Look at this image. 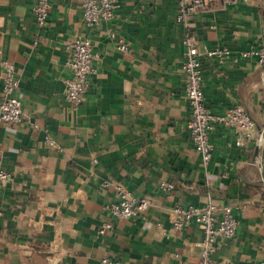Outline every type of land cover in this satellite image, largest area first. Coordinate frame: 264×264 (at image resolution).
<instances>
[{"label": "crops", "instance_id": "0c3cea01", "mask_svg": "<svg viewBox=\"0 0 264 264\" xmlns=\"http://www.w3.org/2000/svg\"><path fill=\"white\" fill-rule=\"evenodd\" d=\"M39 0H0V95L3 62L21 80L23 119L0 124V264H199L204 233L193 224L176 230L177 205L204 206L211 198L234 211L239 229L221 240L214 255L223 264L264 261V186L255 159L264 128V67L242 55L264 42V0L225 6L206 0L194 17L197 52L208 108L224 114L243 106L257 124L255 140L236 146L233 129L216 125L205 166L187 123L191 107L184 32L177 0H118L115 16L88 27L82 0H50L48 22L39 28ZM89 39L99 56L82 105L65 98L71 73L65 44ZM129 46L121 52L119 42ZM228 47L224 60L208 50ZM46 136L62 148L48 145ZM120 184L152 206L124 220L110 207ZM162 182L172 183L163 191ZM113 228L101 233L103 225Z\"/></svg>", "mask_w": 264, "mask_h": 264}, {"label": "built area", "instance_id": "2783aa9c", "mask_svg": "<svg viewBox=\"0 0 264 264\" xmlns=\"http://www.w3.org/2000/svg\"><path fill=\"white\" fill-rule=\"evenodd\" d=\"M247 0H223L225 6H235ZM177 23L184 32L183 45L185 60L182 71L187 77L185 86L186 96L191 107V115L187 123L195 150L201 155L203 164L207 166L213 156L214 147L211 143V133L216 125H223L233 129L237 134L236 146L247 148L254 142L257 124L248 111L241 105L230 108L224 114L213 113L206 103L204 93V75L200 56L197 52L194 17L206 9V0H177ZM118 0H82V11L86 25L95 27L102 21L114 18L118 8ZM50 0H39L33 9L34 17L39 28H43L50 16ZM118 48L121 52L129 50L128 44L120 41ZM69 54L67 66L70 77L65 80V98L74 109H78L91 88L90 79L95 71V63L99 56L93 51V44L89 39H73L65 44ZM209 58L224 60L232 55L228 47L208 50L205 53ZM244 58H254L264 67V42L252 46L243 53ZM4 79L0 95V124H18L23 119L22 102L18 97L21 80L18 77L15 65L10 60L3 62ZM46 143L58 151L63 148L49 136ZM10 175L0 168V186L7 183ZM105 189H112L118 202L110 207L111 212L118 218L128 220L143 216L152 206V200L134 196L124 186L110 181H104ZM163 191H172V183L162 182ZM240 207L225 206L219 208L211 198L204 206L177 205L173 210V226L179 230L193 224L198 225L204 233L203 250L199 264H223L214 258L219 250L221 240H232L239 229L234 211ZM113 228L111 223H105L101 233ZM101 264H122L110 257H105ZM258 264H264L260 262Z\"/></svg>", "mask_w": 264, "mask_h": 264}, {"label": "water", "instance_id": "95a60500", "mask_svg": "<svg viewBox=\"0 0 264 264\" xmlns=\"http://www.w3.org/2000/svg\"><path fill=\"white\" fill-rule=\"evenodd\" d=\"M254 155L261 173L260 184L264 186V128H259V138Z\"/></svg>", "mask_w": 264, "mask_h": 264}]
</instances>
